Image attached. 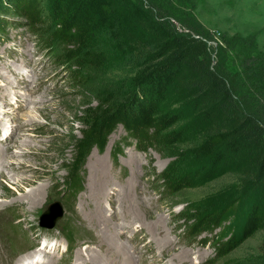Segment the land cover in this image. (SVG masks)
<instances>
[{
    "label": "rangeland",
    "instance_id": "374dc122",
    "mask_svg": "<svg viewBox=\"0 0 264 264\" xmlns=\"http://www.w3.org/2000/svg\"><path fill=\"white\" fill-rule=\"evenodd\" d=\"M130 1L148 7V0ZM153 1L165 14L159 22L168 20L179 32L188 31L187 23L170 17V8L202 22L209 36L200 37L199 50L206 46L209 58L201 60L223 74L242 106L264 121V0ZM0 19V264H16L31 252L42 255V264L46 259L49 264H105L101 259L106 264H264V225L216 260L217 241L231 237L252 202L264 203V178L250 182L248 155L233 156L215 177L200 174L203 164L192 148L204 128L193 111L196 102L183 100L182 90L164 105L181 111L179 126L187 129L181 142L141 151L120 125L104 150L93 148L79 165L81 191L73 192L66 177L74 161L73 139L84 127L83 110L97 105L103 93L113 102L123 99L131 90L132 64L104 35L100 43L109 63L76 70L61 59L62 45L32 34L25 18L0 13ZM223 32L233 34L232 43L222 41ZM75 74L82 76V88ZM170 164L190 174V187L165 189L159 174ZM93 166L100 169L98 184ZM238 198L221 228L202 235L190 231L194 214ZM56 201L62 217L52 229L42 228L41 215ZM131 255L135 258L126 263Z\"/></svg>",
    "mask_w": 264,
    "mask_h": 264
},
{
    "label": "trees",
    "instance_id": "16d2710c",
    "mask_svg": "<svg viewBox=\"0 0 264 264\" xmlns=\"http://www.w3.org/2000/svg\"><path fill=\"white\" fill-rule=\"evenodd\" d=\"M158 6L162 4L153 0H148L146 9L130 0H0V13L23 17L32 34L49 45L58 42L62 45L61 59L71 62L76 70L102 68L109 63L100 43L104 35L117 42L122 58L132 64L131 90L123 99L113 102L103 93L97 105L89 104L83 110L84 127L81 136L73 139L74 161L66 177L73 192L81 191L79 165L93 148L104 150L120 125L141 151L181 142L187 130L179 126L183 121L181 111L164 107L175 90H182L179 95L183 100L194 99L193 111L201 117L204 133L192 148L193 156L203 164L200 174L215 177L233 156L248 155L250 182L264 178V121L242 106L223 74L201 60L209 58L206 46L199 50L200 44L204 45L200 37L209 36L208 29L197 17H183L170 8V17L187 23L188 31L179 32L170 21L159 22L158 17L164 18L165 14ZM2 23L0 19V27ZM220 35L224 43H232V33ZM74 78L78 80L76 86L82 88V76L75 74ZM159 179L165 189L173 191L192 183L189 173H179L172 164L159 174ZM239 200L221 209L194 214L190 231L199 235L215 232ZM263 225L264 203L258 199L249 205L231 237L217 241L216 260L237 249ZM65 228L69 230L67 224Z\"/></svg>",
    "mask_w": 264,
    "mask_h": 264
},
{
    "label": "bare ground",
    "instance_id": "6f19581e",
    "mask_svg": "<svg viewBox=\"0 0 264 264\" xmlns=\"http://www.w3.org/2000/svg\"><path fill=\"white\" fill-rule=\"evenodd\" d=\"M3 134V130H0V134ZM138 160V159H137ZM97 161V160H96ZM97 163H103L102 162V159L101 158H99V160H98V162ZM137 164V163H136ZM103 166V165H102ZM94 167V166H93ZM102 169H103V167H102ZM99 171H100V169H98V168H96V167H94L93 168V176L95 177V178H93V176H92V179H93V181L96 183V184H98V178L96 177V176H99V180L101 179V176L99 175ZM100 173H102V172H100ZM104 179V178H103ZM102 187V186H101ZM103 188V187H102ZM99 192H100V190H98ZM101 193V192H100ZM126 195V194H125ZM28 199V198H27ZM29 202V201H28ZM125 203V202H124ZM32 205V204H31ZM98 212V211H97ZM99 213L100 212H98L97 214H98V216H99ZM103 217V216H102ZM106 220V219H105ZM121 246H122V244H121ZM137 247V246H136ZM124 248V247H123ZM43 250H47V248H45V249H43ZM106 251V250H105ZM47 253L48 252H44V255H47ZM105 254V253H104ZM121 254V253H120ZM100 255V254H99ZM93 256V255H92ZM125 256V255H124ZM41 257H42V255L39 253H37V252H31V254H28V256H26V257H21V259L20 260H18L17 262H16V264H42L41 263ZM95 257H96V255H95ZM107 257V256H106ZM39 258V259H38ZM84 258V257H83ZM90 258V257H89ZM135 257L134 256H132L131 255V257H129L128 259H130V260H125L126 261V263L128 262V263H130L131 261H133V259H134ZM90 259H92V257L90 258ZM99 259V258H98ZM31 260V261H30ZM47 260L48 259H46V260H44L43 262H44V264L45 263H47V264H49L51 261H48L47 262ZM50 260V259H49ZM118 260V259H117ZM120 260V259H119ZM93 261H94V259H93ZM100 261V260H99ZM101 261H103V263H107L106 261H105V259H101ZM97 262V261H96ZM110 262V261H109ZM91 263H92V261H91ZM125 263V262H124ZM86 264V263H85ZM99 264V263H98Z\"/></svg>",
    "mask_w": 264,
    "mask_h": 264
},
{
    "label": "water",
    "instance_id": "95a60500",
    "mask_svg": "<svg viewBox=\"0 0 264 264\" xmlns=\"http://www.w3.org/2000/svg\"><path fill=\"white\" fill-rule=\"evenodd\" d=\"M63 210L59 201L53 202L49 208L41 215L40 224L43 227L52 229L56 221L62 217Z\"/></svg>",
    "mask_w": 264,
    "mask_h": 264
}]
</instances>
